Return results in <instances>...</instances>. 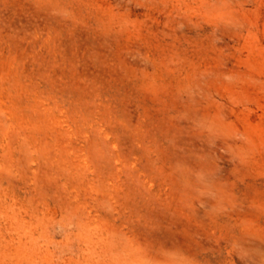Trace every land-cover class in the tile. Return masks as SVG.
<instances>
[{
    "label": "rangeland",
    "instance_id": "rangeland-1",
    "mask_svg": "<svg viewBox=\"0 0 264 264\" xmlns=\"http://www.w3.org/2000/svg\"><path fill=\"white\" fill-rule=\"evenodd\" d=\"M0 264H264V0H0Z\"/></svg>",
    "mask_w": 264,
    "mask_h": 264
}]
</instances>
